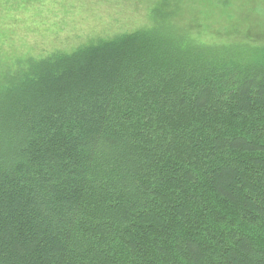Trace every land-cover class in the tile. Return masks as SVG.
<instances>
[{
	"label": "trees",
	"instance_id": "16d2710c",
	"mask_svg": "<svg viewBox=\"0 0 264 264\" xmlns=\"http://www.w3.org/2000/svg\"><path fill=\"white\" fill-rule=\"evenodd\" d=\"M158 9L0 74V264H264V46Z\"/></svg>",
	"mask_w": 264,
	"mask_h": 264
},
{
	"label": "rangeland",
	"instance_id": "374dc122",
	"mask_svg": "<svg viewBox=\"0 0 264 264\" xmlns=\"http://www.w3.org/2000/svg\"><path fill=\"white\" fill-rule=\"evenodd\" d=\"M155 8L170 15L167 24L179 34L225 44L242 64L264 46V0H0V74L149 29Z\"/></svg>",
	"mask_w": 264,
	"mask_h": 264
}]
</instances>
